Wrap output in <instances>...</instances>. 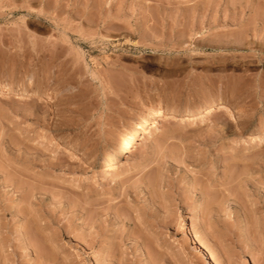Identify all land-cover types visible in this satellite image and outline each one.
<instances>
[{
  "label": "rangeland",
  "instance_id": "1",
  "mask_svg": "<svg viewBox=\"0 0 264 264\" xmlns=\"http://www.w3.org/2000/svg\"><path fill=\"white\" fill-rule=\"evenodd\" d=\"M0 85V264H264V0H0Z\"/></svg>",
  "mask_w": 264,
  "mask_h": 264
},
{
  "label": "bare ground",
  "instance_id": "2",
  "mask_svg": "<svg viewBox=\"0 0 264 264\" xmlns=\"http://www.w3.org/2000/svg\"><path fill=\"white\" fill-rule=\"evenodd\" d=\"M30 90L23 89V88L22 89H16L14 87H9V85L8 86L0 85V93H17L16 95H18V97H25V96L32 94V92ZM32 97H33L34 103H44L45 102V96H43V95L32 94ZM220 103H222V100L220 102H216V103H213L212 105H210L212 107V109H211L212 112L221 107ZM204 106H205V104L199 103L198 106H196L195 108L188 110L187 114L193 118V117L199 115L200 113H202L204 111L203 110ZM180 113L181 112L179 109H176L172 112H170L169 110H164V109H154V110L150 111L149 118L157 120V118H159V117H163V116H167L169 114H172L173 119H176L177 116L180 115ZM227 113H229V111H227ZM147 124H149L147 118H144V117L140 118L138 120V122L133 125V127L130 131H128L125 135L120 136L119 140L115 143L114 151H112L113 153L111 154V156L109 155L110 157L107 159L108 165L105 167V173L110 171V167L116 161V158L119 157V155L122 153V150L124 149L123 147L131 139L135 138L134 136L137 135V132H139L141 130L143 132V133L142 132L141 133L143 134V136H145V130H143V129L147 126ZM145 129H147V128H145ZM255 135H256L257 139H264V133L263 132H259ZM67 151L69 152L70 150H67ZM197 244H199V243H197ZM208 254H210V253H208ZM210 256L212 259H214L213 255H210Z\"/></svg>",
  "mask_w": 264,
  "mask_h": 264
}]
</instances>
